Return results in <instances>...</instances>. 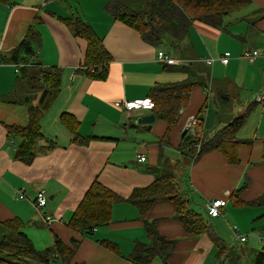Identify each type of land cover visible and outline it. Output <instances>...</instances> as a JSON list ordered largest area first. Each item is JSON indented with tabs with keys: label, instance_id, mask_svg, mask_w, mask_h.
<instances>
[{
	"label": "crops",
	"instance_id": "1",
	"mask_svg": "<svg viewBox=\"0 0 264 264\" xmlns=\"http://www.w3.org/2000/svg\"><path fill=\"white\" fill-rule=\"evenodd\" d=\"M107 3L0 1V241L9 225H16L35 250H49L48 264H255L264 246V0H250L223 15L219 27L196 20L181 39L164 36L156 45L114 18ZM75 18L102 40L111 57L105 73L84 64L87 41L73 35L69 20ZM24 39L32 53L14 54ZM161 50L176 64L159 62ZM245 50L260 55L250 62L242 57ZM226 52L230 58L224 65L220 59ZM49 68L60 69L59 91L43 110L41 138L27 164L16 157L21 141L16 128L28 126L30 109L42 106L45 87L39 76ZM187 81L196 83L167 141L162 140L169 125L162 117L155 115L151 124L137 122L154 114L152 109L115 106L151 98L159 85ZM245 112L236 133L245 142L237 163H229L218 150L194 154V160L184 156L189 145ZM194 117L202 119V132L185 142L182 132ZM138 153L145 161L137 160ZM161 159L163 169L176 175L179 165L187 167L193 209L210 223L208 232L188 233L170 200H156L145 216L128 201L134 189L151 186L162 173L150 170ZM94 182L123 201L113 204L104 224L89 229L71 225ZM39 191L47 197L41 214L30 203ZM214 199L227 203L220 216L210 218L205 204ZM149 228L173 241V249L157 244ZM57 238L68 248L77 242L69 262L57 253ZM140 245L162 247V254L158 250L148 262L135 261Z\"/></svg>",
	"mask_w": 264,
	"mask_h": 264
},
{
	"label": "trees",
	"instance_id": "2",
	"mask_svg": "<svg viewBox=\"0 0 264 264\" xmlns=\"http://www.w3.org/2000/svg\"><path fill=\"white\" fill-rule=\"evenodd\" d=\"M134 1L135 5L129 6L123 3L125 0H108L106 11L114 18L133 27L145 41L153 45L158 44L160 42L159 39L164 36L181 39L196 20L219 27L223 15L250 2V0ZM69 22L72 26L73 35L87 41L84 64L91 68H101L103 70L99 73L96 71L94 73H105L111 57L104 48L102 40L95 36L89 26L80 19H71ZM29 43L28 39L22 40L18 48H15L14 54L18 50H23L25 54L30 55L32 48ZM39 78L45 87L41 98V103L43 104L30 109L28 126L16 128L21 140L16 157L27 164L33 159L35 145L37 140L41 138L39 120L43 110L47 106L48 101L59 91L60 69H41ZM195 83V81H187L184 83L159 85L152 89L151 98L154 102L152 111L154 115L162 117L169 125L162 141L168 140L169 132L177 120L180 109L187 103L190 89ZM246 112L216 130L208 138L203 139L197 155L210 150H218L227 158L229 163H237L238 148L245 142L237 139L236 133L246 120ZM74 128L71 126V130ZM189 146L191 147L184 153V156L194 160L195 147L192 144ZM262 161L264 162V150ZM163 165L161 159L159 166L150 168L155 174L158 172L162 173L157 175L151 186L134 189L128 201L139 208L141 216H145L156 200H170L175 205V217L182 223L188 233L201 235L208 232L211 227L210 223L193 209L194 200L190 192L187 167L179 165L180 173L176 175L175 172L174 174L172 171L165 169V167L163 169ZM120 201H123L121 197L98 182H94L73 214L70 224L78 227L84 226L87 229L98 224H104L109 221L113 204ZM149 233L155 237L153 238L155 242L161 244L165 250L173 249V241H166L160 238L156 233H152L150 228ZM73 245L76 247L77 242H73ZM54 247L61 259L65 262L71 260L74 247L68 248L58 238L55 239ZM161 248L155 249L140 245L136 247L133 257L135 261L137 259L138 262H148L158 250L162 254ZM48 253L49 250L43 252L35 250L29 239L13 224L9 225V232L5 233L0 241V264H48L50 262ZM255 264H264V246L258 253Z\"/></svg>",
	"mask_w": 264,
	"mask_h": 264
},
{
	"label": "built area",
	"instance_id": "3",
	"mask_svg": "<svg viewBox=\"0 0 264 264\" xmlns=\"http://www.w3.org/2000/svg\"><path fill=\"white\" fill-rule=\"evenodd\" d=\"M260 53L256 50H245L242 54V57L249 60L250 62H253ZM230 53L226 52L224 53L223 57L220 59V61L226 65L229 62ZM157 60L159 62H163L165 64H176V61L174 58H170L164 51H158L157 53ZM213 59L211 57L207 58L208 63H212ZM18 70V68H17ZM259 100H263V97H259ZM115 106L118 108H121L125 111H133L138 109H152L154 107V102L152 98L147 97L144 99H138V100H124V101H117L115 102ZM185 130L188 131L191 135H196L202 132V119L201 118H191L189 122L186 124ZM203 140L201 139L195 144V156L199 152L201 148ZM137 160L139 161H145V155L142 153H138L136 155ZM30 203L34 210L38 212L39 214L42 213V210L47 205V197L44 194V192H36L35 195L30 199ZM226 200L225 199H214L205 204V211L207 215L210 218H216L222 214V209L226 206ZM42 220L46 224H50L52 219L50 217H43ZM234 228H236L234 226ZM264 238V237H263ZM242 240L245 238L242 237Z\"/></svg>",
	"mask_w": 264,
	"mask_h": 264
},
{
	"label": "water",
	"instance_id": "4",
	"mask_svg": "<svg viewBox=\"0 0 264 264\" xmlns=\"http://www.w3.org/2000/svg\"><path fill=\"white\" fill-rule=\"evenodd\" d=\"M154 120H155V115L154 114H147V115H143V116L139 117L137 119V122L139 124H151ZM182 136L184 137L185 142L186 141L191 142V140H193V136L192 135H187V131L186 130H183Z\"/></svg>",
	"mask_w": 264,
	"mask_h": 264
},
{
	"label": "rangeland",
	"instance_id": "5",
	"mask_svg": "<svg viewBox=\"0 0 264 264\" xmlns=\"http://www.w3.org/2000/svg\"><path fill=\"white\" fill-rule=\"evenodd\" d=\"M129 6H134L135 5V1L134 0H125V2H123ZM166 44V43H165ZM228 103L224 104L227 105ZM202 145V144H201Z\"/></svg>",
	"mask_w": 264,
	"mask_h": 264
}]
</instances>
